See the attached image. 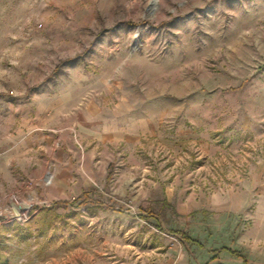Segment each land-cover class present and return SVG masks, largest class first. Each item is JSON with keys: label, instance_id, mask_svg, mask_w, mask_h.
Listing matches in <instances>:
<instances>
[{"label": "rangeland", "instance_id": "1", "mask_svg": "<svg viewBox=\"0 0 264 264\" xmlns=\"http://www.w3.org/2000/svg\"><path fill=\"white\" fill-rule=\"evenodd\" d=\"M2 120L40 171L0 210L53 179L1 263L264 264V0H0Z\"/></svg>", "mask_w": 264, "mask_h": 264}, {"label": "crops", "instance_id": "2", "mask_svg": "<svg viewBox=\"0 0 264 264\" xmlns=\"http://www.w3.org/2000/svg\"><path fill=\"white\" fill-rule=\"evenodd\" d=\"M0 122H3V120ZM29 146L30 138H28V134L25 133L24 129L15 131L9 129L7 123H0V193L15 184L16 172L19 176L27 177L39 173L40 170L31 168L30 158L28 157ZM58 157L61 158L62 154ZM50 158L52 157L50 156ZM64 165L61 167L59 161L54 163V176L56 177V183L59 185L73 183L76 179L73 175L63 176L62 171L58 172L59 168L61 170L69 167V164ZM70 168L73 167L70 166ZM174 247V244H171L169 264H242L237 258L231 256L232 254L226 249L215 253L212 250H206L202 252V258H197L191 262L181 248L178 252H175Z\"/></svg>", "mask_w": 264, "mask_h": 264}, {"label": "built area", "instance_id": "3", "mask_svg": "<svg viewBox=\"0 0 264 264\" xmlns=\"http://www.w3.org/2000/svg\"><path fill=\"white\" fill-rule=\"evenodd\" d=\"M53 179V173L48 170L42 178L36 181H28L24 184V189L17 190L18 194L26 192V199H21L16 192H10L5 195V202H7L8 208L6 209L5 205L4 210H0V216L3 218L2 223H16L22 225L28 221L31 215V210L36 204L34 201L33 194L35 193V188L37 185H40L41 188L51 182ZM43 199V198H42ZM45 200V199H43ZM42 204L47 205L45 201H41Z\"/></svg>", "mask_w": 264, "mask_h": 264}, {"label": "trees", "instance_id": "4", "mask_svg": "<svg viewBox=\"0 0 264 264\" xmlns=\"http://www.w3.org/2000/svg\"><path fill=\"white\" fill-rule=\"evenodd\" d=\"M0 264H4V263H1V262H0Z\"/></svg>", "mask_w": 264, "mask_h": 264}]
</instances>
